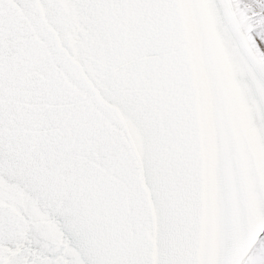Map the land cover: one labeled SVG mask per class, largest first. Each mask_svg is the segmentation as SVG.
<instances>
[{
  "label": "snow or ice",
  "instance_id": "obj_1",
  "mask_svg": "<svg viewBox=\"0 0 264 264\" xmlns=\"http://www.w3.org/2000/svg\"><path fill=\"white\" fill-rule=\"evenodd\" d=\"M0 264H264V0H0Z\"/></svg>",
  "mask_w": 264,
  "mask_h": 264
}]
</instances>
